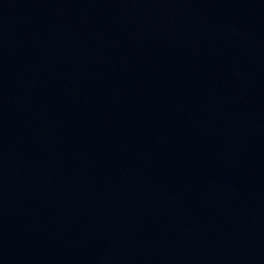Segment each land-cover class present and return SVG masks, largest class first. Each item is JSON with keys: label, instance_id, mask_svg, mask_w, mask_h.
Instances as JSON below:
<instances>
[{"label": "water", "instance_id": "95a60500", "mask_svg": "<svg viewBox=\"0 0 264 264\" xmlns=\"http://www.w3.org/2000/svg\"><path fill=\"white\" fill-rule=\"evenodd\" d=\"M0 264H264V0H0Z\"/></svg>", "mask_w": 264, "mask_h": 264}]
</instances>
